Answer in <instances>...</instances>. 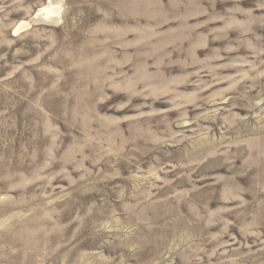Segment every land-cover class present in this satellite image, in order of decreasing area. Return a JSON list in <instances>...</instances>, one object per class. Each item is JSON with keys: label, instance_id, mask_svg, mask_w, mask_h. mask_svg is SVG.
Here are the masks:
<instances>
[{"label": "rangeland", "instance_id": "obj_1", "mask_svg": "<svg viewBox=\"0 0 264 264\" xmlns=\"http://www.w3.org/2000/svg\"><path fill=\"white\" fill-rule=\"evenodd\" d=\"M47 3L0 0V264H264V0Z\"/></svg>", "mask_w": 264, "mask_h": 264}, {"label": "bare ground", "instance_id": "obj_2", "mask_svg": "<svg viewBox=\"0 0 264 264\" xmlns=\"http://www.w3.org/2000/svg\"><path fill=\"white\" fill-rule=\"evenodd\" d=\"M61 6L55 5L52 3V0H48V3L43 5L38 11L35 13V18H43V20H48L49 22L55 23L60 16ZM42 20V19H41ZM29 22L21 21L18 23V26L14 29V33L17 34L19 32H23L29 28ZM187 126V124H185Z\"/></svg>", "mask_w": 264, "mask_h": 264}]
</instances>
